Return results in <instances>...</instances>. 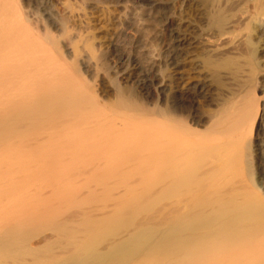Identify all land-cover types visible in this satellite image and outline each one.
Returning a JSON list of instances; mask_svg holds the SVG:
<instances>
[{
    "label": "bare ground",
    "instance_id": "1",
    "mask_svg": "<svg viewBox=\"0 0 264 264\" xmlns=\"http://www.w3.org/2000/svg\"><path fill=\"white\" fill-rule=\"evenodd\" d=\"M159 1L139 0L164 16L167 4H182L183 24L196 38L175 28V16L164 17L170 86L161 67L156 81L134 61L115 75L134 77L133 89L109 77L111 68L94 55L90 40L65 42L63 56L51 38L59 31L52 10L30 13L20 0H0V264L264 263V138L250 147L264 121V94H255L264 92V79L255 80L264 77V0ZM74 18L71 9L68 20ZM194 53L199 60L186 68ZM115 54L127 58L119 46ZM79 69L106 79L114 98L100 100ZM246 71L249 84L241 80ZM96 149L120 169L124 157L153 166L158 196L172 198L167 224L134 235L108 255L94 247L108 224L112 232L125 221L111 213L67 219L65 206L78 203L76 194L35 193L44 174ZM253 152L255 188L248 185ZM108 158H95L94 166ZM58 175L44 190L53 193L63 180ZM140 175L143 185L147 177ZM138 197L128 200L139 204ZM42 228L53 235L34 248ZM89 257L93 263H86Z\"/></svg>",
    "mask_w": 264,
    "mask_h": 264
},
{
    "label": "rangeland",
    "instance_id": "2",
    "mask_svg": "<svg viewBox=\"0 0 264 264\" xmlns=\"http://www.w3.org/2000/svg\"><path fill=\"white\" fill-rule=\"evenodd\" d=\"M167 1L171 0H160L159 2ZM20 2L24 6L29 5L26 7V12L38 13L41 7L52 10L51 13L55 16L59 31L57 33L53 32L51 38L55 40L57 43L56 47L63 56H65L63 49L65 42L72 45H86L87 41L90 40L93 44L94 55L97 58L101 55L104 56L103 62H107V67L111 68L110 78H116L117 76L115 75L121 72L124 67L132 65L136 61L142 70L155 77L156 81L159 76L158 69L161 67L160 70H162L161 72L166 78V84L170 86L169 79L174 73L168 66V51L171 48V40L170 32L166 28L167 17L170 15L175 16V28L188 38H196L195 33H192L194 29L187 28V25L183 24V19L187 18V16L182 4H177L175 7L167 4L165 7L170 8H168V11L167 9L165 10L164 16V14H159L158 8H149L146 4L139 2V0H20ZM69 2L72 3L69 4ZM70 8L75 14V18L71 19V21L68 20V15L71 12ZM136 17H139L140 21L135 26L133 21ZM138 26H140V29L137 30ZM125 35L129 37L126 38ZM115 46L121 47L127 57L124 61H121L115 54ZM195 54L188 56L189 59L185 63L186 68L190 69L192 65L196 64L195 61L199 60ZM241 62H245L244 59ZM244 67H246L245 70L248 68L247 65ZM79 71L82 73L81 78L90 84V89L96 91L100 100L107 103L108 100L110 101L114 98L110 83L106 79L99 80L91 71L88 72L83 69H79ZM194 76L198 77L197 75ZM243 76L241 80L249 84L251 74L246 71ZM117 78L123 86L133 88L134 77L129 75L120 77L119 75ZM258 79L263 81L264 77L259 75L255 80L258 81ZM230 84L229 86L231 87L232 84ZM255 94L262 96L264 92L256 90ZM263 138L264 121L262 123V131L259 134L253 133L252 135L251 149H254L255 143H259L258 141L263 140ZM91 147L95 149L93 145ZM99 150L86 151L75 164H65L58 170L56 167L57 171L54 169L55 171L52 170L53 172L44 174L46 180H43L42 184L40 183L41 185H37L38 181L37 183H31L37 185L36 187L39 188V191H37L38 188L36 189L35 185L33 187H35L36 191L31 187L36 195L37 192H42L41 195L43 197H49L50 193L54 194L56 189L58 194H61L62 191L61 196L65 197L64 199L66 197L72 199L77 196L79 198L78 203L76 202L77 204L65 206L64 218H73V216L79 214H90L100 217L103 213H111L119 221H125L122 226L113 225L114 230L112 232H109L110 224H108V227L104 229L105 234L96 243L94 247L96 252L108 255L117 244L130 240L134 235L148 228H158L167 224L170 220L172 198L169 196H158V185L155 181L156 172L152 168L153 166L148 167L149 169L135 166L128 161L126 162L124 157V165L120 169L113 164L109 155L101 152L102 149L97 152ZM255 154L253 152L255 157H250V164L253 165L250 168L254 174L253 178L248 179V185L251 184L249 186L251 188H255L256 183L259 181L258 168H256L259 164ZM106 156L109 158L108 161L105 159V164L94 166L96 165L94 164L95 158L101 159L106 158ZM142 172L147 177L143 185L140 184V173ZM57 173L61 178L63 177L59 186L54 188L53 193L52 187L49 188L50 191L48 190L49 186H46L47 189L45 188L46 190H44V186L51 184L52 177H55ZM130 186L133 187L134 191ZM33 190H30L32 195L35 194ZM70 195L73 197H69ZM132 196H139L138 201L141 202L139 204L130 203L128 199ZM39 230L34 234L31 244L34 248L38 247L43 239L53 235V232L49 229L44 230L42 228V230ZM87 261L92 262L93 258L89 257L86 263ZM88 264L90 263L88 262Z\"/></svg>",
    "mask_w": 264,
    "mask_h": 264
}]
</instances>
